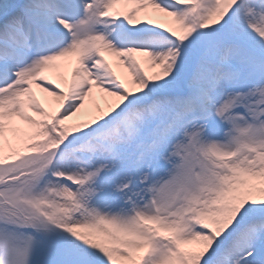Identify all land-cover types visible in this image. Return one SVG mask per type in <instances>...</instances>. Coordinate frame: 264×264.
Returning <instances> with one entry per match:
<instances>
[{
  "label": "snow or ice",
  "instance_id": "6c2138e0",
  "mask_svg": "<svg viewBox=\"0 0 264 264\" xmlns=\"http://www.w3.org/2000/svg\"><path fill=\"white\" fill-rule=\"evenodd\" d=\"M0 264H264V0H0Z\"/></svg>",
  "mask_w": 264,
  "mask_h": 264
}]
</instances>
